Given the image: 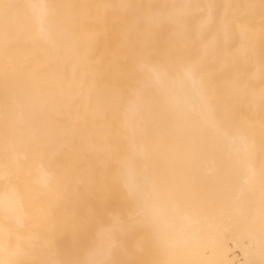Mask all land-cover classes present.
I'll return each instance as SVG.
<instances>
[{"label": "bare ground", "instance_id": "obj_1", "mask_svg": "<svg viewBox=\"0 0 264 264\" xmlns=\"http://www.w3.org/2000/svg\"><path fill=\"white\" fill-rule=\"evenodd\" d=\"M182 1L200 13L199 0ZM204 1L214 94L190 67L139 60L115 113L95 83L40 74L44 59L64 51L49 0H3L0 264H264V177L244 130L251 85H264L250 59L264 57V0ZM117 3V47L130 57L140 12L132 0ZM104 29L92 27L91 40ZM40 107L43 129L65 147L59 204L40 161Z\"/></svg>", "mask_w": 264, "mask_h": 264}, {"label": "rangeland", "instance_id": "obj_2", "mask_svg": "<svg viewBox=\"0 0 264 264\" xmlns=\"http://www.w3.org/2000/svg\"><path fill=\"white\" fill-rule=\"evenodd\" d=\"M69 1L49 0L54 33L56 37H61L60 45L64 47V51L58 54L54 50L52 57H47L41 64L40 74L45 75L47 82L71 81L70 77H72V79H80L81 82L95 83L93 94L112 101L113 109L117 113L129 93L128 75L131 72L134 74L135 65L141 60L156 64L168 71H174L179 67H190L201 77L208 92L214 94L215 60L210 48L207 52L204 51V45H209L212 37L211 3L199 0L194 7H199L200 13L190 14L188 10L190 5L182 0H132L134 4L132 8L140 12L136 15L139 25L137 29L133 28L132 32L134 53L130 57H122L120 48L117 47L116 29L118 19L122 17L118 0H76L80 3L77 7H70ZM0 5L4 7L3 0H0ZM4 12L2 17L6 14ZM100 25H105V29L101 34H97L96 41H92V27ZM165 43L172 44L169 54L164 51ZM250 59L254 63L252 72L255 69L259 75H262L264 57H250ZM77 74L80 77L75 76ZM260 79L252 83L244 111L246 117L244 130L248 131L252 139L253 160L259 170L255 174L257 178L264 177V85L261 84ZM43 88L49 90L51 84H45ZM64 88L79 90L78 86H64ZM38 118L40 161L43 168L53 176L52 180H55L51 184L50 196L55 204L57 202L59 204L61 190L58 184L66 167L60 154H64L65 147L61 143L62 138L52 139L49 132L43 129L41 107L38 110ZM101 120L114 122L118 118L103 117ZM64 125L70 130L67 123ZM103 129V134L112 131L110 125L104 126ZM106 135L115 136L108 132ZM84 151L88 150L80 146L78 153ZM54 192L57 194L55 195ZM114 200L111 199L113 206L116 207Z\"/></svg>", "mask_w": 264, "mask_h": 264}]
</instances>
